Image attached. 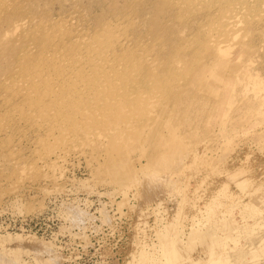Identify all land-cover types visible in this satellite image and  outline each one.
Segmentation results:
<instances>
[{"label":"rangeland","instance_id":"obj_1","mask_svg":"<svg viewBox=\"0 0 264 264\" xmlns=\"http://www.w3.org/2000/svg\"><path fill=\"white\" fill-rule=\"evenodd\" d=\"M0 264H264V0H0Z\"/></svg>","mask_w":264,"mask_h":264}]
</instances>
